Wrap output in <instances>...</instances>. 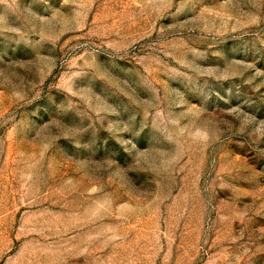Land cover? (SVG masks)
Masks as SVG:
<instances>
[{
    "label": "rangeland",
    "instance_id": "1",
    "mask_svg": "<svg viewBox=\"0 0 264 264\" xmlns=\"http://www.w3.org/2000/svg\"><path fill=\"white\" fill-rule=\"evenodd\" d=\"M0 264H264V0H0Z\"/></svg>",
    "mask_w": 264,
    "mask_h": 264
}]
</instances>
